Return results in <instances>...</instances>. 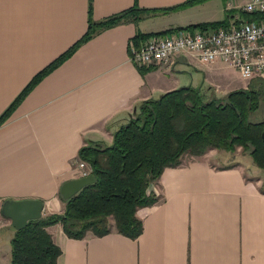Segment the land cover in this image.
Here are the masks:
<instances>
[{"label":"crops","instance_id":"1","mask_svg":"<svg viewBox=\"0 0 264 264\" xmlns=\"http://www.w3.org/2000/svg\"><path fill=\"white\" fill-rule=\"evenodd\" d=\"M250 1L205 0L175 9L187 0H0V117L61 60L0 123V264H11L17 231L2 214L6 200L40 199L43 216L62 213L60 189L81 177L83 146L112 144L143 102L193 86L184 85L190 68H204L212 88L219 84L216 70L231 66L186 54L177 56L172 70L139 66L131 61L132 44L140 47L154 32L222 21L217 16L226 10L231 22L260 18L242 10ZM136 6L148 10L143 18L126 14L86 38L93 22ZM174 15L189 18L186 26L144 27ZM249 83L219 86L231 92ZM215 150L185 155L180 165L164 170L151 186L158 201L137 211L143 232L136 239L117 231L77 239L61 223L49 226L62 250L57 264H264V168L255 166L249 152L248 163H221Z\"/></svg>","mask_w":264,"mask_h":264},{"label":"trees","instance_id":"2","mask_svg":"<svg viewBox=\"0 0 264 264\" xmlns=\"http://www.w3.org/2000/svg\"><path fill=\"white\" fill-rule=\"evenodd\" d=\"M203 1L187 0L175 9ZM141 9L136 6L105 21L93 22L86 38L126 14L143 18L140 14L148 10ZM230 17L227 11L222 21L181 28L222 26L229 24ZM58 61L61 60L43 74ZM43 74L35 78L5 111L0 123L11 115ZM208 89L187 86L169 91L159 99L147 100L140 105L137 114L115 132L112 144L94 142L83 146L79 156L89 164L96 182L70 199H63L66 208L62 214L31 220L17 230L11 241V264H57L62 250L47 228L58 223L71 238L82 239L89 233L104 236L113 231L132 239L138 238L143 232L138 209L158 201L151 186L167 167L180 165L186 154L200 156L211 149L234 152L237 147H242L249 151L259 167L264 168V116L260 121L251 119V114L261 107L263 92L250 87L241 88L221 98Z\"/></svg>","mask_w":264,"mask_h":264},{"label":"built area","instance_id":"3","mask_svg":"<svg viewBox=\"0 0 264 264\" xmlns=\"http://www.w3.org/2000/svg\"><path fill=\"white\" fill-rule=\"evenodd\" d=\"M242 10L261 17L227 26L178 28L152 34L140 47L132 44L131 61L139 66L172 70L177 56L186 54L204 64L228 63L244 79H264V0H251ZM79 169L81 176L90 174L84 161L79 162Z\"/></svg>","mask_w":264,"mask_h":264},{"label":"rangeland","instance_id":"4","mask_svg":"<svg viewBox=\"0 0 264 264\" xmlns=\"http://www.w3.org/2000/svg\"><path fill=\"white\" fill-rule=\"evenodd\" d=\"M227 11H229V10H226L225 16H224V11H223L222 15L219 14L217 16L218 19L219 18H226ZM231 13L232 12L229 11V17L231 15ZM188 16L190 17V15H188ZM204 17L206 18V16H202V17H200L198 19H205ZM183 18L184 17L179 18L178 15H174L173 17H166V18L160 19L159 21L150 22L149 25H147V23H146V25H144V27L146 29H165L163 27H165V25H168L167 23H169V22L170 23L179 22L180 24L182 23L183 26H186V23H187L189 18H186V16H185L184 19ZM192 19H196V16L194 18H192ZM231 20H232V18L230 17L228 23H230ZM222 26H225V25H222ZM175 27H177V26H175ZM156 33H158V32L151 33L150 35H152V34L154 35ZM227 66L228 65L224 64V67H219V69L216 70V74H215L214 77H216V79L218 80L219 84H221L224 87H228V86H231V85H236L238 82L239 83L244 82V79H241V77H238V75L236 73L237 71H236L235 68H232L231 66L230 67H227ZM201 69H202V71H204L203 70L204 68L201 67ZM202 71L199 70L197 72L193 68H190L189 71L184 72L183 79H184V82L186 83L184 85H186V86L187 85H193V86H197V87L198 86H204V88L211 89L213 91V94L215 92V94L218 97L225 98V96L229 93V90L227 91V90H225V88H221L219 86V84H215V86L211 85L212 88L210 86H208V84H206V83H208V81L205 80V74ZM212 74L213 73L211 72V74H209V75L212 76ZM246 80L250 82L249 83V87L251 89L261 90L263 92V94H264V80H262L261 78L260 79H253V80L246 79ZM216 89H217V91H216ZM263 116H264V100H262L261 107L256 112L251 114V119L254 120V121H260L261 119H263ZM218 151L215 150V152L219 153V155H217V157L215 159H218L221 163L222 162H225V163L235 162L236 160L237 161L245 160L248 157V153H246V152H249V151L243 150L242 147H237L236 151H234V152L226 151V150H218ZM186 155L190 156V154H186ZM245 162L248 163L250 161L249 160H245ZM87 165H88V163H87ZM255 166L259 167L256 163H255ZM65 208H66V203H65ZM62 213H60V214H62ZM5 264H9V263H5Z\"/></svg>","mask_w":264,"mask_h":264},{"label":"water","instance_id":"5","mask_svg":"<svg viewBox=\"0 0 264 264\" xmlns=\"http://www.w3.org/2000/svg\"><path fill=\"white\" fill-rule=\"evenodd\" d=\"M264 135V134H263ZM96 182L94 174L81 176L66 181L60 189L61 197L65 200L78 194L84 187ZM44 202L40 199L6 200L2 214L13 221V226L19 230L29 221L43 217Z\"/></svg>","mask_w":264,"mask_h":264}]
</instances>
